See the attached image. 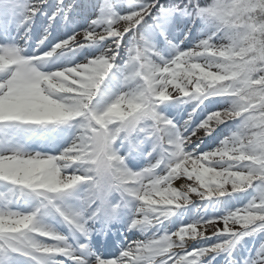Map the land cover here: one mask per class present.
<instances>
[{
	"label": "snow or ice",
	"instance_id": "1",
	"mask_svg": "<svg viewBox=\"0 0 264 264\" xmlns=\"http://www.w3.org/2000/svg\"><path fill=\"white\" fill-rule=\"evenodd\" d=\"M0 264H264V0H0Z\"/></svg>",
	"mask_w": 264,
	"mask_h": 264
}]
</instances>
